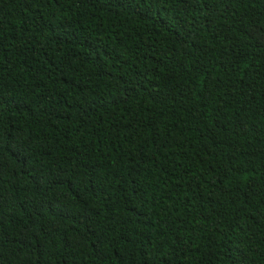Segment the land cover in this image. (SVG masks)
<instances>
[{
	"label": "trees",
	"instance_id": "16d2710c",
	"mask_svg": "<svg viewBox=\"0 0 264 264\" xmlns=\"http://www.w3.org/2000/svg\"><path fill=\"white\" fill-rule=\"evenodd\" d=\"M0 264H264V0H0Z\"/></svg>",
	"mask_w": 264,
	"mask_h": 264
}]
</instances>
